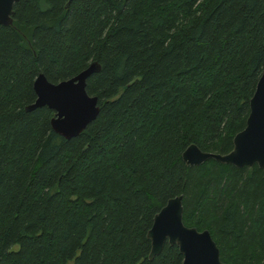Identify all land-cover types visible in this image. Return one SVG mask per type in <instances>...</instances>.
<instances>
[{"label": "trees", "instance_id": "16d2710c", "mask_svg": "<svg viewBox=\"0 0 264 264\" xmlns=\"http://www.w3.org/2000/svg\"><path fill=\"white\" fill-rule=\"evenodd\" d=\"M15 0L0 24V264H180L147 259L154 213L181 195L224 264H264V170L206 159L244 127L264 68V0ZM98 113L76 136L46 106L51 83L89 62Z\"/></svg>", "mask_w": 264, "mask_h": 264}, {"label": "water", "instance_id": "95a60500", "mask_svg": "<svg viewBox=\"0 0 264 264\" xmlns=\"http://www.w3.org/2000/svg\"><path fill=\"white\" fill-rule=\"evenodd\" d=\"M0 0V24L11 25L12 3ZM70 0H66L65 5ZM99 70V64L91 61L73 76L51 83L38 73L32 81L35 99L25 110L46 106L53 111L49 120L52 130L65 139L78 135L98 113L97 99L85 92L86 78ZM187 165H198L206 159L250 167L256 164L264 170V68L256 80L248 99V113L244 127L232 137V148L225 154L205 152L194 144H188L180 154ZM181 195L168 198L153 214L145 236L149 241L147 259L159 254L163 244H174L182 255L180 264H224L218 248L207 229L197 230L185 226L181 220Z\"/></svg>", "mask_w": 264, "mask_h": 264}]
</instances>
